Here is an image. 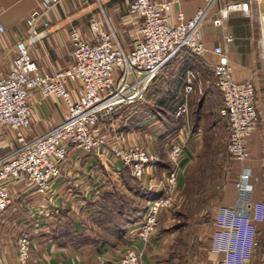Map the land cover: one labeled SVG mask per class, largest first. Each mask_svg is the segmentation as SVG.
Wrapping results in <instances>:
<instances>
[{"label":"built area","instance_id":"1","mask_svg":"<svg viewBox=\"0 0 264 264\" xmlns=\"http://www.w3.org/2000/svg\"><path fill=\"white\" fill-rule=\"evenodd\" d=\"M58 2L41 0L39 10L26 20L29 35L37 34L36 21ZM219 2L204 0L191 17L178 10L172 21L171 1L131 0L127 9L133 28L129 49L121 45L112 29H105L98 18L92 17L90 37L83 36L75 27L71 29L72 62L54 72L40 70L25 39L17 40L9 70L0 71V125L15 133L14 146L0 159V216L12 204L13 182L23 181L35 193L46 197L60 176V167L70 149L82 152L101 149V153L110 149L112 156L129 167L143 188L161 193L149 202L140 223L130 228L124 252L116 262L143 264L142 257L152 245L157 217L162 209L175 202L179 180L189 162L188 153L191 155L194 147V133L188 121L191 77L184 86V99L174 110V117L180 120L179 127L164 145L171 166L169 171H164V178L146 177L147 169L159 160L156 152L118 140L114 146L106 147L107 140L99 134L100 125L104 121L103 127L108 125L117 137L120 128L118 118L113 116L142 100L147 87L166 64L183 50L196 57L211 54L216 56L211 71L222 99L218 113L228 124L226 151L231 160L241 165L235 183V204H218L212 215L207 251L220 257L209 264H264V253L258 254L254 261L264 231V202L253 199L258 179L252 167L243 163L251 156L249 138L258 123L255 84L252 79L235 81L223 45L208 49L202 31ZM234 11L250 17L251 1L224 3L211 19L212 25L223 28L225 19ZM3 30L0 22V32ZM232 39L223 35L224 44ZM34 90L40 92L42 99L53 96L60 100L65 111L57 124L27 138L25 131L31 126L34 110L29 97ZM31 240L32 235L26 230L17 236L15 264L30 263Z\"/></svg>","mask_w":264,"mask_h":264},{"label":"crops","instance_id":"2","mask_svg":"<svg viewBox=\"0 0 264 264\" xmlns=\"http://www.w3.org/2000/svg\"><path fill=\"white\" fill-rule=\"evenodd\" d=\"M91 1L59 0L38 18L36 21L37 34L31 36L28 33L26 20L39 10L41 0H0V22L4 28L3 32H0V71L9 70L10 62L15 55V42L19 39H25L28 51L40 70L54 72L68 66L72 62L70 30L73 26L81 27L86 11L91 8ZM98 1L102 2L104 8L108 10V16L112 22L121 26L123 33L126 32L124 28L130 29L127 34H124L125 39L122 40L126 41L129 38L128 35L131 37L126 45H122L129 49L133 28L127 16V9L131 0ZM168 1L172 2L169 11L172 21L175 20L178 10H181L186 17H191L196 9L204 4V0ZM230 1L238 0H221L204 23L202 31L205 46L208 49L218 44L223 45L232 65V77L235 81L246 79L254 81L258 123L250 139H253L257 133L258 143L255 151L251 148L254 158L246 164L255 171V166L260 167L264 159V77L261 75L260 64L256 58L251 20L243 28L245 34L240 36L236 33L237 28H233L230 24L229 18L234 14L242 16L239 12H232L225 19L223 28L215 27L211 23L218 8ZM82 34L85 37L91 36L89 30ZM224 34L232 36V41L224 44ZM198 58L212 73L211 66L215 63L216 56L209 54ZM220 101L222 103L221 96ZM29 103L32 104L34 110L31 126L25 131L27 138L38 136L57 124L65 111V106L60 100L53 96L42 99L38 90L31 92ZM152 119L149 123L145 122L147 127L142 132H148L149 126L153 125L161 128L160 123ZM117 125L120 127V121ZM107 129H109L108 125ZM122 131H125L127 138L133 137L132 143L138 141L140 132L135 130L134 124L129 130ZM199 134L201 135V132ZM134 137L138 139L135 140ZM14 141V131L0 125V159L10 152L12 148L10 145ZM121 169V162L110 154L102 155L101 149L90 152L70 149L66 160L60 167V176L55 179L53 190L48 196L38 195L23 181L13 182L10 187L12 204L0 216V264L15 263L16 239L23 230L29 231L32 235L29 264H116L117 251L125 242L115 246L99 245L98 249L91 245L75 249L69 243L57 244L52 238V231L61 224L59 213L63 212L62 221L71 223L73 230L90 232L92 229L89 222H93L96 216V202L100 201L105 191L119 189L118 184L125 187ZM150 176L146 173L147 178L150 179ZM263 191L262 186H256L253 199L264 202ZM219 257V254L207 251L204 260L206 264H209ZM142 263L151 264L149 253L143 255Z\"/></svg>","mask_w":264,"mask_h":264},{"label":"rangeland","instance_id":"3","mask_svg":"<svg viewBox=\"0 0 264 264\" xmlns=\"http://www.w3.org/2000/svg\"><path fill=\"white\" fill-rule=\"evenodd\" d=\"M251 3L250 17L243 18L240 15L234 14L229 17L230 24L233 28H237L236 33L240 36L245 34V29L243 28L244 26L246 27V25L249 24L251 20L252 34L255 40L254 44L256 58L260 64L261 75L264 77V57L261 46L260 23V11L264 10V0H251ZM90 6L91 8L85 13V20L81 27H73L77 28L81 33L84 31L87 32V30H89L91 34L89 20L92 17H96L99 19L101 25L105 29H112L114 31L121 45H126L131 37L128 35L130 39L127 38L126 41L122 40L125 39L124 34H127V31L130 29L124 28L122 26L124 29H126V32L123 33L121 26L112 22V19H110L108 16V10L104 8L102 2L98 0H92ZM174 61L178 64L174 63L172 69L173 72L177 71V66L182 67L183 63H179L180 59L177 60V58H173L155 76V78L147 87L143 99L140 100L137 105L144 104L146 102V94L152 93L151 87L157 83L159 79H161V75H167L171 68L170 65ZM183 74L184 80L179 87L178 95L176 96L172 105L173 113L178 104L184 99V86L186 80L190 76L193 82V90L188 96V121L192 132L195 134L199 130L198 132H201V135L197 133L193 136L194 147L192 148L191 155L187 152L189 162L186 168L183 170L179 180L175 195V202L171 207L162 209L157 217L156 227L151 238L152 245L148 250L149 256L151 258V264H206L204 259L205 253H207L208 237L211 232V222L214 209L218 204L233 205L236 201L237 192L235 183L241 163L231 160L226 151L228 138L227 122L226 119H222L220 115H218V109L221 106L220 92L213 78V74L205 68L201 60L199 61L198 66L193 65V67L184 69ZM150 95H153V93ZM154 96H152V98ZM135 104L134 106H136ZM134 109L135 108H132L130 112L134 111ZM199 116L201 117V128L194 130L195 120ZM151 118H153L152 120H155L154 117H150L147 120H143L137 124H134L135 130L140 132L138 134L139 139L134 137L135 140L138 139L135 144L146 146L156 152L159 158L157 162L161 160L167 161V156H160L158 154V151L161 152L163 148L161 143L158 141V138L162 133L161 128H157L153 125L149 126L148 132H142L147 127L145 122L148 121L149 123ZM119 121L120 118H118V122ZM178 121L180 123V120ZM102 123L104 126V121ZM103 126L100 125L101 130L99 131V134L103 135L107 140L108 143L106 144V147L114 146V142L117 140L123 144H132L131 140L133 137L127 138L128 136L124 133L125 131H122L124 130L122 125L119 127L120 131L118 132L117 137L115 134L110 132V129H107V125L106 128ZM5 127L9 129L7 126ZM254 136L255 137L253 139L249 138L250 151L251 148L253 151H255V146H257L258 143L257 133ZM10 146H14V143L12 142ZM110 151V149H107L101 154H110L112 156ZM8 154L9 153L6 155ZM252 158H254V155L252 157L251 152L250 158L243 163L247 165L246 163L250 161V159L252 160ZM157 162L153 163V166L147 169V173L158 180L164 178L165 173L161 172L157 168ZM254 173L258 179L256 186H262L264 190V159L260 167L255 166ZM117 187L119 188V191L128 193L126 187H122L121 184H118ZM146 190L149 192L152 191L150 189ZM151 201L152 200L149 198L145 199L146 205L144 213L149 202ZM140 221L137 222L136 225L139 224ZM89 224L90 228L93 229V222H89ZM259 239L260 242L258 248L255 250L254 261L257 259L258 254L264 253V248L262 245V241H264L263 230ZM122 245L123 246H121V248H119L117 251V259H119V257L124 252V244ZM16 250L17 249L15 245V259Z\"/></svg>","mask_w":264,"mask_h":264},{"label":"trees","instance_id":"4","mask_svg":"<svg viewBox=\"0 0 264 264\" xmlns=\"http://www.w3.org/2000/svg\"><path fill=\"white\" fill-rule=\"evenodd\" d=\"M175 58L180 59L179 63H183L182 67L177 66V71L173 72L174 63H178L175 62L176 60L172 62L167 75H161V79L151 87L153 95H150L152 93L146 94L144 104L137 105L136 103V106L124 107L113 116L120 118V122L122 120L120 125L124 130H129L132 124L154 117L160 123L162 130L161 136L158 138L159 143L163 146L161 152L158 151L160 156H166L164 145L177 131L180 124L174 117L172 105L184 80V69L193 67V65L198 66L200 61L188 50L181 51ZM152 96L154 97L152 98ZM132 108L135 109L130 112ZM218 115L220 114L218 113ZM200 123L201 117L199 116L195 120L194 130L201 128ZM156 166L160 171H169L171 167L168 160H161L156 163ZM121 176L128 193L115 188L103 193L100 201L96 202L97 212L92 220L94 226L90 232L73 230L71 223L62 221L63 212L59 213L61 224L52 231V238L57 244L69 243L75 249L91 245L98 249L99 245L114 246L126 241L130 228L136 225L144 215L145 199H157L161 193L149 192L143 188L140 182L131 176L128 166H122ZM262 245L264 248V241H262Z\"/></svg>","mask_w":264,"mask_h":264},{"label":"bare ground","instance_id":"5","mask_svg":"<svg viewBox=\"0 0 264 264\" xmlns=\"http://www.w3.org/2000/svg\"><path fill=\"white\" fill-rule=\"evenodd\" d=\"M260 23H261V46L264 57V10L260 11Z\"/></svg>","mask_w":264,"mask_h":264}]
</instances>
